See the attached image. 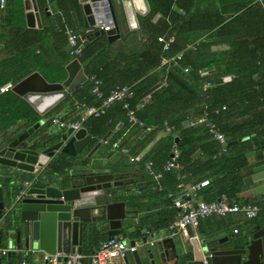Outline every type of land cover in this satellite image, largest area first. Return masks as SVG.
<instances>
[{"label":"trees","instance_id":"1","mask_svg":"<svg viewBox=\"0 0 264 264\" xmlns=\"http://www.w3.org/2000/svg\"><path fill=\"white\" fill-rule=\"evenodd\" d=\"M147 1L149 12L138 17L141 39L134 32L112 42L104 33L88 38L78 57L87 80L53 110L66 108L69 113L61 120L72 116L77 120L85 106L99 105L100 100L91 92L93 76L101 80L104 95L115 86L127 85L131 97L113 102L100 116H88L82 125L93 137L90 144L77 157L59 153L51 168L58 171L70 167L86 169L91 162H98L95 156L87 155L97 142L105 138L107 144L117 145L123 137L119 149H126L130 156L142 152L136 169L146 185L134 192L132 201L138 198L136 194L154 188L152 192L162 190L173 205L176 198L172 195L179 184L195 185L209 179L202 191L205 200L226 196L231 202L243 204L237 200L244 188L243 176L236 165L237 156L243 154L238 152L247 154L264 148V49L257 48V35L251 36L245 14L229 13L235 12L236 6L218 5L217 0ZM39 2L43 9L46 1ZM46 31H21V48H31V43L40 46L37 42L45 40ZM159 35H174L167 50L158 42ZM59 36L61 46H65V50H59V58L55 57L52 45L51 48L44 46L37 55L31 52L30 56V51L28 54L24 51L20 52L24 59L17 60L16 51L13 59L0 61V85L7 81L15 84L33 71H38L47 81H62L66 77L65 66L74 57L69 53L68 34L61 29ZM218 43H226L228 48L213 50L212 46ZM179 52H182L180 59L162 64L164 58L174 57ZM184 67H189V72L185 73ZM226 76L232 78L224 81ZM204 81L212 83L204 93L206 97L202 92ZM125 103L134 110L140 124L128 122ZM49 113L39 115L11 90L0 93V138L16 137L39 119H46ZM204 114L215 123L227 142L245 139L222 151L205 122L198 121ZM47 125L50 119L43 126ZM14 126L18 128L11 131ZM128 129L135 133L130 143L126 142L132 137ZM175 136L179 137L177 161L182 168L164 172L159 180L154 179L152 166L151 171L146 170V163L153 162L156 172L161 170L170 158ZM198 151L199 156L194 158ZM120 161L124 163L123 158ZM108 165L115 172L122 170L121 166H116V161ZM33 177L36 175L26 178ZM41 178L42 175L36 185H40ZM112 190L119 191L118 187ZM176 212L173 211L170 218ZM165 226L156 222L152 229L161 230Z\"/></svg>","mask_w":264,"mask_h":264},{"label":"water","instance_id":"2","mask_svg":"<svg viewBox=\"0 0 264 264\" xmlns=\"http://www.w3.org/2000/svg\"><path fill=\"white\" fill-rule=\"evenodd\" d=\"M24 3L27 25L33 27L36 23L40 27V2L25 0ZM78 3L82 26H79L76 12L68 0L74 26L84 40L83 47L89 37L99 33H104L109 42L129 31L142 38L138 15L149 12L147 0H78ZM103 23L110 28L91 31ZM67 28L72 30L69 25ZM65 69L66 77L58 82L47 81L38 71H33L13 84L11 91L44 116L87 80L78 58L70 60ZM231 78L226 76L224 81ZM43 124L41 118L12 139L0 138V222L4 221L0 227V247H10L8 254L14 252V248L30 250L33 247L48 253L76 251L82 254L83 237L103 230L104 223L107 237L122 238L129 232L124 228L127 216L124 202L112 201L116 197L112 189L121 185L123 180L116 176L118 173L110 165L99 169L98 163L91 162L90 170L70 167L58 171L51 168L59 153L79 156L92 141V135L85 127L75 131L68 127L60 132L55 127H48L43 134L31 137ZM177 142L178 137H175L169 157L174 156ZM237 142L232 140L222 145ZM100 145L101 141L97 142L88 156ZM247 164L249 171L243 177V183L263 182L264 151ZM45 171L47 173H43ZM27 173L36 177L25 195L18 199L17 194ZM40 175V185H36ZM223 199L231 204L228 199ZM254 230L250 237L235 234L220 238L212 233L201 238L188 233L183 239L167 236L148 247L145 257L136 250L115 264H264V222L261 226L256 225ZM145 240L143 237V245L147 244ZM128 243L134 244V239H128Z\"/></svg>","mask_w":264,"mask_h":264},{"label":"crops","instance_id":"3","mask_svg":"<svg viewBox=\"0 0 264 264\" xmlns=\"http://www.w3.org/2000/svg\"><path fill=\"white\" fill-rule=\"evenodd\" d=\"M25 0H8L6 3V6L4 9L0 11V61L5 60L7 58H14L16 56L17 60L22 57L24 59L22 53L28 51L30 56L31 52H33L34 55L40 54L39 52L42 51V48L46 46L47 48H51L52 45H54V52L55 57L59 58L61 56V53L59 50H65V46H61L60 42V36L59 33L62 31L64 34H67L68 32V25L71 26L72 30L74 32H79V29H77L74 26L73 17L71 14V10L68 4V0H45L46 3L41 8V26L39 27L36 23L33 27H30L26 23L25 18V12L27 11L25 7ZM39 2V0H37ZM73 8L77 15V21L79 23V26H82L83 20L80 16L79 12V3L78 0H70ZM218 5H230V7H234L237 9L235 12H229L230 14H245V20L248 23V29L251 34V36L256 37L258 40L257 48L259 50L264 49V0H217ZM231 10V9H230ZM119 12H122V8L119 6ZM142 16V15H138ZM107 24L103 23L100 25H97L93 30H99L101 26H105ZM140 25V24H139ZM25 30H48L46 31L45 40L41 42H37L40 46H36V44L31 43V48H21L22 44L19 41L20 35H22V32ZM22 31V32H21ZM131 31L127 32L126 34L130 33ZM81 34V33H80ZM125 34V35H126ZM124 35V36H125ZM122 37V36H121ZM119 39V38H118ZM141 39V38H140ZM34 45V46H33ZM33 46V47H32ZM228 48V45L226 43H218L216 45L212 46L213 50H225ZM17 51V55L13 56L14 53ZM73 59V58H72ZM8 82V81H7ZM55 114L50 117V115L47 116V118L44 119V123L46 120L50 119V122L52 124H56L53 122V119H59L61 120L62 116L65 114H68L69 112L66 110V108L59 109L58 112H54ZM74 116L68 118L65 120L66 123H69L73 120ZM64 121V120H63ZM44 125V124H43ZM42 125V126H43ZM58 125V124H56ZM120 125V124H119ZM37 129L31 137H36L38 135H41L44 133L46 128L48 127H55V129L58 128L56 126L47 125L43 126ZM83 127V125H82ZM18 128V126H14L11 131H14ZM66 128H62V130H65ZM130 137V140H126L127 143H130L134 137L135 133L127 130ZM126 132V133H127ZM133 133V134H132ZM125 136V135H124ZM160 136V135H159ZM158 136V137H159ZM177 137V136H175ZM13 137H10L9 139H12ZM214 138V137H213ZM179 140V137H178ZM226 141V139H225ZM242 141V140H238ZM123 137H121L118 140V143L116 146L109 145L106 143L101 142V145H105V150L102 152H99L97 150H100V147L95 150V160H98V167L99 169H105L107 168V165L104 164V161H106V164L114 163L116 161V166L119 168L121 166L122 170H119L116 174L118 178L123 180V183L118 187V193L116 194V197L112 199V201H123L124 202V212L126 213L127 220L124 221V228H127L129 232L127 234L123 235V239L128 242V239H134V242L138 243L137 251L142 255L143 257L146 256V250L151 245L146 244L143 245V237H146V239H151L152 231H167L170 223L175 219L177 213L179 212V208H177L174 203L171 205L168 202V197L163 193L161 190L153 191L155 190L152 188L149 191H144L142 193L136 194L138 195L137 199L135 201H132L131 196L134 195V192L136 190H139L140 187H144L145 182L142 180V176L140 171L136 169L138 160H132L130 156L129 151L126 149H119V145L123 143ZM227 142V141H226ZM220 145L222 146V143L218 141ZM228 143V142H227ZM177 144V143H176ZM109 145V146H108ZM131 145V144H128ZM151 146L148 145L147 149H149ZM229 145H227L228 147ZM232 146V145H230ZM229 146V147H230ZM146 149V150H147ZM228 149V148H227ZM145 150V151H146ZM264 151V148L260 150H253L250 153H243L242 151L238 153H242L243 155L237 156L236 159V165L238 166L242 176H246L249 171V165L245 164L246 159L247 163H249L256 154H260ZM177 152V150H176ZM94 154V153H93ZM93 154L91 156H93ZM200 152L198 154H194V158L199 156ZM142 152L139 155L141 157ZM123 158L124 163L120 161V159ZM244 159V162H243ZM105 165V166H104ZM133 166V167H132ZM95 167V166H94ZM135 167V168H134ZM182 168V166H181ZM180 168V170H181ZM91 168H87V170H90ZM146 169V166H145ZM147 170V169H146ZM155 171V168H153ZM179 171V170H178ZM156 172V171H155ZM34 176L31 173L25 174L26 177H32ZM154 177V175L152 174ZM27 179V178H26ZM27 179V180H33ZM159 180V178H155ZM25 181V180H24ZM23 181V182H24ZM22 182V183H23ZM22 185V184H21ZM22 187V186H21ZM178 188L173 193L172 197L175 198H183L186 194H189L191 197H193L194 200H204V194L202 193L203 187L195 188L194 185L191 184H179L177 186ZM20 191V190H19ZM19 193V192H18ZM226 198V196H221L218 198H221L220 200H224L223 198ZM217 199L212 201H219ZM227 199V198H226ZM229 200V199H228ZM243 204L244 203H257V204H264V181L263 182H254L250 185H245L242 191L238 194V199ZM230 201V200H229ZM230 203H237V202H231ZM238 204V203H237ZM173 211H177L176 214L173 216V220L171 221V213ZM21 215H24V213H21ZM163 219V220H162ZM171 221V222H170ZM161 224L163 227L161 230H153L152 226L154 223ZM264 222V212H260L254 217H247L241 212H230L224 216L218 215V214H212L204 219H202L199 223V225L196 228L188 227L185 230L178 232L176 235H174L175 238L183 239L188 233L190 236H197L202 237L203 235H206L208 233L214 234L216 237L225 238L226 236H233L235 234L238 235H247L250 237V233L254 232V228L256 225H262ZM4 221L0 222V227L3 226ZM106 224L104 223L103 230L98 231L95 236L93 235H86L83 237L82 240V254L83 255H89L93 251H95L99 245L107 239L106 235ZM145 230V232H143ZM234 230H237L236 232ZM92 236V237H91ZM24 234L23 231L21 232V239H23ZM140 246H144L140 248ZM0 248L8 249V252L11 250L10 247L3 245ZM14 252L6 255L0 254V264H18L21 260H29V261H42V256L46 251L40 250L37 247H33L32 249H16L14 248ZM48 253V252H46Z\"/></svg>","mask_w":264,"mask_h":264},{"label":"built area","instance_id":"4","mask_svg":"<svg viewBox=\"0 0 264 264\" xmlns=\"http://www.w3.org/2000/svg\"><path fill=\"white\" fill-rule=\"evenodd\" d=\"M8 0H0V11L4 9ZM262 1V0H259ZM100 28L108 30L109 25L101 26ZM93 31V29L91 30ZM68 47L69 53L72 57L78 58L81 55L83 49L84 40L82 34L76 33L73 31H68ZM158 42L163 45V49L167 50L170 44L174 40V35H159L157 37ZM182 56V52H179L174 57L164 58L162 64L178 60ZM183 71L185 73L189 72V67H184ZM201 74V72H200ZM92 89L91 92L94 96L100 100V104L97 106H85L82 112V115L79 119L66 123L63 120L53 119V122L58 124L61 128H72L74 131L82 127V122L88 116H100L105 112V110L115 101L126 100L131 97L130 87L127 85H118L113 87L107 95L103 94V91L100 89L101 80L92 77ZM13 87V82L8 81L0 85V93L7 92ZM212 87V83L209 81L202 82V92L203 97H206L205 91ZM124 107L128 108V103L124 104ZM222 109H225V106H222ZM218 112V111H216ZM127 120L130 124H140L138 119L135 117L133 109L128 108L127 110ZM199 122H205L206 126L209 128L215 140L224 144L225 136L219 131L211 120L206 118V114L201 116L198 119ZM101 142L108 143L107 139H102ZM111 145L116 146V143ZM222 151H225L228 147L227 145H222ZM139 156L131 157L132 160H138ZM155 178L162 177L164 172L171 170H180L181 165L177 161V152L174 151V156L170 157L161 167V170L155 172L153 170V162L146 163V168L151 171ZM209 179H204L201 182L194 185L195 188H200L208 185ZM33 180H25L22 183V187L17 194V198H21L25 195L27 189L32 186ZM174 205L179 208L175 219L170 223L168 232L163 231V234H160V231H152L151 239H146L145 243L149 245H154L158 239H162L167 236H174L178 232L185 230L188 227L196 228L200 221L212 214H218L224 216L230 212H241L247 217H254L260 212H264V204L257 203H244L237 204L231 203L228 204L225 200L219 201H204V200H194L189 194H186L183 198H176L174 200ZM235 232L237 230H234ZM143 242V241H142ZM138 243L134 244L128 243L126 240L119 236H111L105 239L99 247L89 255H83L76 251L69 253L54 252V253H44L42 256V261H29L21 260L18 264H115L120 262L122 258L128 254L133 253L137 250ZM8 249L0 248V254L6 255Z\"/></svg>","mask_w":264,"mask_h":264},{"label":"rangeland","instance_id":"5","mask_svg":"<svg viewBox=\"0 0 264 264\" xmlns=\"http://www.w3.org/2000/svg\"><path fill=\"white\" fill-rule=\"evenodd\" d=\"M55 111L52 109V111H50V113H49V115H50V117H52V115L53 114H55L54 113ZM50 124L52 125V126H56L57 128H58V131L60 132L61 130H62V128L61 127H59L58 125H56V124H52L51 122H50ZM105 145H101V147H100V150H97L98 151V154H99V152H102L103 150H105L106 149V147H104ZM109 146V145H108ZM91 150V149H90ZM89 150V151H90ZM89 153V152H88ZM88 153H87V155H88ZM96 154H95V152H94V154H93V156H95ZM97 156V155H96ZM95 156V157H96ZM142 247H144V246H140V248H142Z\"/></svg>","mask_w":264,"mask_h":264},{"label":"flooded vegetation","instance_id":"6","mask_svg":"<svg viewBox=\"0 0 264 264\" xmlns=\"http://www.w3.org/2000/svg\"><path fill=\"white\" fill-rule=\"evenodd\" d=\"M155 264H156V262H155Z\"/></svg>","mask_w":264,"mask_h":264},{"label":"bare ground","instance_id":"7","mask_svg":"<svg viewBox=\"0 0 264 264\" xmlns=\"http://www.w3.org/2000/svg\"><path fill=\"white\" fill-rule=\"evenodd\" d=\"M5 93V92H4Z\"/></svg>","mask_w":264,"mask_h":264}]
</instances>
